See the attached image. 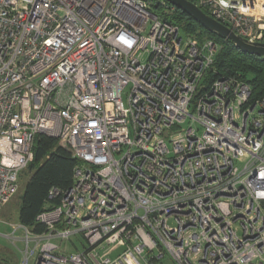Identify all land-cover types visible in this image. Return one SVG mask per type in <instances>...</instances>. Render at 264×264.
Here are the masks:
<instances>
[{
    "label": "built area",
    "instance_id": "2783aa9c",
    "mask_svg": "<svg viewBox=\"0 0 264 264\" xmlns=\"http://www.w3.org/2000/svg\"><path fill=\"white\" fill-rule=\"evenodd\" d=\"M251 43L264 0H191ZM166 0H0V211L38 133L79 160L20 264H264V97ZM129 88L126 102L123 93ZM200 131H202L200 133ZM241 161L239 167L236 162ZM82 234L87 247L62 241Z\"/></svg>",
    "mask_w": 264,
    "mask_h": 264
},
{
    "label": "trees",
    "instance_id": "16d2710c",
    "mask_svg": "<svg viewBox=\"0 0 264 264\" xmlns=\"http://www.w3.org/2000/svg\"><path fill=\"white\" fill-rule=\"evenodd\" d=\"M156 12L163 19L178 23L187 35L200 41L211 38L219 44V51L204 80L207 85L221 75H235L251 84L252 100L264 97L263 56L241 51L230 39L208 31L180 9L168 12L156 6ZM33 150L34 160L29 164L33 171L21 195L17 222L40 232L44 226L37 222L38 214L56 203L49 199L51 189L66 190L72 185L74 168L79 160L60 144L59 139L44 133L36 134Z\"/></svg>",
    "mask_w": 264,
    "mask_h": 264
},
{
    "label": "rangeland",
    "instance_id": "374dc122",
    "mask_svg": "<svg viewBox=\"0 0 264 264\" xmlns=\"http://www.w3.org/2000/svg\"><path fill=\"white\" fill-rule=\"evenodd\" d=\"M127 88L123 93V99L126 102L128 95ZM202 131H200L201 133ZM236 164L241 167L242 162L237 161ZM33 169L28 166L20 173L19 191L7 202L0 211V264H20L22 253L25 249V242L22 240L23 230L18 229L13 236V226L17 225L19 210L21 207V195L24 192L25 184L30 178ZM61 249L67 252L82 250L87 247V241L82 234L72 236L69 240L62 241ZM30 264H34L31 262ZM155 264H178L168 252Z\"/></svg>",
    "mask_w": 264,
    "mask_h": 264
},
{
    "label": "water",
    "instance_id": "95a60500",
    "mask_svg": "<svg viewBox=\"0 0 264 264\" xmlns=\"http://www.w3.org/2000/svg\"><path fill=\"white\" fill-rule=\"evenodd\" d=\"M177 9L190 15L200 25L210 32L230 39L241 51L264 57V42L251 43L238 35L227 25L214 19L191 0H166Z\"/></svg>",
    "mask_w": 264,
    "mask_h": 264
}]
</instances>
